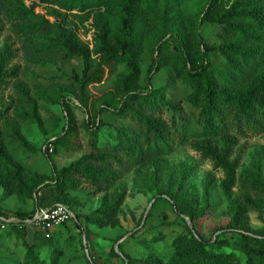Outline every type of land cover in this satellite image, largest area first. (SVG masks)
I'll return each instance as SVG.
<instances>
[{
	"label": "rangeland",
	"instance_id": "374dc122",
	"mask_svg": "<svg viewBox=\"0 0 264 264\" xmlns=\"http://www.w3.org/2000/svg\"><path fill=\"white\" fill-rule=\"evenodd\" d=\"M218 2L233 13L264 12V0ZM209 7V0H149L146 7L150 18L140 28V78L133 90L154 93L155 115L174 130L161 139L114 113L128 69L94 52L101 45L100 27L109 30L108 46H116L120 15L113 2L0 1V51L11 50L9 66L18 68L3 92V105L11 106L9 119L25 142L16 141L11 130L5 134L12 157L0 164V264H243L240 235L264 236V132L239 138L227 191L221 187L222 171L190 146L205 135L200 107L189 98L193 88L177 40L194 45L198 34L208 46L221 41L219 27L203 18ZM164 11L165 22H156L153 16ZM69 33L88 46L86 66L67 51ZM256 40L251 46L264 54V37ZM208 61L223 82L234 73L215 50ZM92 77L95 82L86 84ZM180 126L182 136L175 131ZM122 127L135 135V142H126L128 152L117 144ZM93 144L119 154L112 166L115 177L47 191L60 184L61 169ZM55 204L68 206L77 222L53 227L49 237L18 217ZM197 245L213 255L203 258Z\"/></svg>",
	"mask_w": 264,
	"mask_h": 264
},
{
	"label": "trees",
	"instance_id": "16d2710c",
	"mask_svg": "<svg viewBox=\"0 0 264 264\" xmlns=\"http://www.w3.org/2000/svg\"><path fill=\"white\" fill-rule=\"evenodd\" d=\"M5 2L7 0H0ZM54 3L56 0H42ZM95 6L106 5L113 2L120 15V30L115 35V47L107 44L109 30L99 28V48L95 53H103L109 59L113 58L124 62L128 72L121 79L122 95L114 113L120 117H129L136 125H141L146 134L152 133L161 139H168L174 131L169 130V124L161 117L155 115L159 110V103L154 93H142L133 90V85L140 78L138 58L140 55V28L150 18L147 13L149 0H80ZM219 0H209L211 9L203 15L204 20L219 27L221 41L208 46L196 35L194 45L177 40L182 58L186 62L185 76L193 88L189 98L191 102L200 107L203 120L204 137L194 140L190 146L204 160L211 162L213 168L223 173L221 187L227 191L234 181L237 165L236 159H231V153L237 145L239 138L255 136L264 132V54L257 47V38L264 37V12L256 8H247L237 12L224 9ZM166 11L153 16L156 22H165ZM47 23V22H46ZM48 24V23H47ZM64 43L69 53L79 55L84 66L88 63L90 50L88 46L79 43L73 33L64 36ZM250 44L246 49L242 45ZM200 47L202 48L200 56ZM217 51L225 63L233 70L231 77L225 82L215 76V72L208 61V52ZM14 54L7 49L0 51V164L11 159L12 152L8 148L6 133L13 131L16 141L25 143L18 126L9 119L8 110L11 106L3 105V92L9 87L11 81L18 76V68L9 66ZM200 57V58H199ZM201 59V63L198 62ZM242 60V63L239 62ZM200 64V65H199ZM224 77H222L223 80ZM92 77L86 84L95 82ZM98 115V114H97ZM10 121V122H9ZM97 125L94 128L97 129ZM9 130V131H8ZM179 136L183 128H175ZM130 129H117V144L128 152L126 142H135ZM120 161L116 151L100 150L95 144L92 150L81 155L77 160L61 169L59 172L60 184L47 188L51 193H61L70 188H76L82 182L90 184L106 183L115 177L112 166ZM121 200L118 197L117 203ZM68 207V206H67ZM69 208V207H68ZM175 209V208H174ZM264 213V210H263ZM75 215V214H74ZM0 216H4L1 215ZM20 221L32 219L33 215L19 214ZM69 222H77V217ZM67 221H64L65 223ZM61 223V224H63ZM60 224V225H61ZM39 230L44 232L39 228ZM232 231V229H229ZM240 250L243 264H264V236L241 234ZM198 252L203 258L211 257L210 251L197 245ZM191 264H195L192 262Z\"/></svg>",
	"mask_w": 264,
	"mask_h": 264
},
{
	"label": "built area",
	"instance_id": "2783aa9c",
	"mask_svg": "<svg viewBox=\"0 0 264 264\" xmlns=\"http://www.w3.org/2000/svg\"><path fill=\"white\" fill-rule=\"evenodd\" d=\"M74 218V213L66 205L55 204L51 207L40 209L29 221L38 226L44 232L45 237H49V231L53 227Z\"/></svg>",
	"mask_w": 264,
	"mask_h": 264
}]
</instances>
